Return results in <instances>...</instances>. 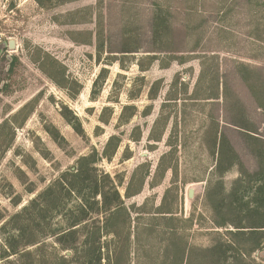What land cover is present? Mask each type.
Instances as JSON below:
<instances>
[{
    "label": "rangeland",
    "instance_id": "obj_1",
    "mask_svg": "<svg viewBox=\"0 0 264 264\" xmlns=\"http://www.w3.org/2000/svg\"><path fill=\"white\" fill-rule=\"evenodd\" d=\"M41 1L0 0V264H264L221 227L264 223V0ZM112 135L109 219L58 181Z\"/></svg>",
    "mask_w": 264,
    "mask_h": 264
},
{
    "label": "trees",
    "instance_id": "obj_2",
    "mask_svg": "<svg viewBox=\"0 0 264 264\" xmlns=\"http://www.w3.org/2000/svg\"><path fill=\"white\" fill-rule=\"evenodd\" d=\"M36 1L39 4H42L41 0H36ZM50 76L53 77V75H50ZM127 108L129 107L123 108V113L121 114V118H123L124 111ZM131 110L132 112L130 113V115L134 113L135 107H131ZM126 121L127 120L125 119V122ZM5 123L7 122L5 121ZM5 125H1L0 128L4 127ZM223 141H224V137L221 138V145H223ZM119 142H120L119 138L117 136L112 135L111 137H109L101 155H97L98 153L96 151H93L90 155L80 157L77 162V166L71 167L70 171H68L69 173L66 172L62 175L63 178L65 179L66 178L65 176L69 174V179H66L67 182L58 181L61 187H64L67 196H71L72 194H74L75 196L79 197L78 199L79 203L77 205L78 209L83 210L84 207L87 208L88 200L91 197L93 200L92 204H97L98 201L97 200L95 201V199L93 198H96V196H99L101 198V205L98 206L99 208L97 210L104 209V211H108L109 219L113 218L121 210H124L123 201L116 187L114 189L115 198L114 200H110L107 196V193L103 189L98 187V184L96 185V188L94 190L89 189L88 184H87L89 181L88 179L89 176H86L88 171L90 170L89 169V165H91L90 163H95L99 160V158L101 159L102 157L108 160L111 159L116 152ZM105 177L108 178L109 175L106 173ZM261 187L262 189H264V185ZM84 188H87L89 192L84 193L83 192ZM51 189L52 188H47L42 195H46L50 193ZM233 191H236V189H234ZM125 195L127 197L131 195L130 187L126 188ZM247 199H250V200H247L243 203L240 202L238 206L235 205V201H230L228 208L235 209V208L241 207L242 209L247 210L248 212H252L255 215V213L259 212L257 201L255 199H251L250 197H248ZM25 209H27V207L23 208V210ZM256 217H257L256 215L255 216L251 215L250 217L246 215L242 217L245 219L239 218L238 221H234V219H227L221 216V227H227L228 229L227 234L233 238L230 241L231 242L230 244H232L236 249L242 248L247 253H250L258 249V247L261 245V241L264 239V223H261L260 220L256 221V219L255 221H253L254 218ZM261 219L263 218L261 217ZM81 223H82V219L77 218L70 224L69 229ZM124 224L125 223H122V226H124ZM109 232H115L117 234V231L114 228L110 229L107 223H105L101 227H98L96 230V234L98 237H100L103 234H107ZM241 232L259 233L260 239L256 243L251 244L248 247H243L235 240V236L241 234ZM65 233L66 232L63 233L62 237L67 236ZM71 233H73L72 229H71ZM238 251L240 252L241 250L238 249ZM12 252L13 253L19 252L20 257L28 256L30 254V251L28 249L18 251L12 248ZM60 259L65 260L64 257H60Z\"/></svg>",
    "mask_w": 264,
    "mask_h": 264
},
{
    "label": "water",
    "instance_id": "obj_3",
    "mask_svg": "<svg viewBox=\"0 0 264 264\" xmlns=\"http://www.w3.org/2000/svg\"><path fill=\"white\" fill-rule=\"evenodd\" d=\"M9 47H13V41H9L8 42ZM5 47V43L4 42H0V50H2ZM193 188H189L188 190V196L192 197L193 196Z\"/></svg>",
    "mask_w": 264,
    "mask_h": 264
},
{
    "label": "built area",
    "instance_id": "obj_4",
    "mask_svg": "<svg viewBox=\"0 0 264 264\" xmlns=\"http://www.w3.org/2000/svg\"><path fill=\"white\" fill-rule=\"evenodd\" d=\"M1 41V40H0Z\"/></svg>",
    "mask_w": 264,
    "mask_h": 264
}]
</instances>
